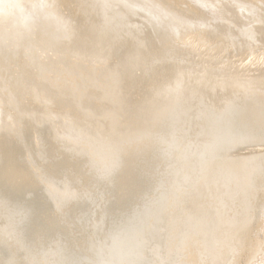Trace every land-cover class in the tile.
<instances>
[{"label": "bare ground", "instance_id": "6f19581e", "mask_svg": "<svg viewBox=\"0 0 264 264\" xmlns=\"http://www.w3.org/2000/svg\"><path fill=\"white\" fill-rule=\"evenodd\" d=\"M0 264H264V0H0Z\"/></svg>", "mask_w": 264, "mask_h": 264}]
</instances>
